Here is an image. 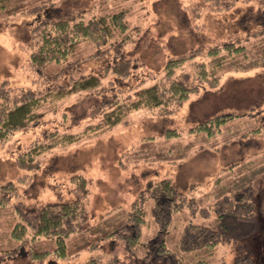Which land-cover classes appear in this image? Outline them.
I'll use <instances>...</instances> for the list:
<instances>
[{
  "label": "rangeland",
  "instance_id": "1",
  "mask_svg": "<svg viewBox=\"0 0 264 264\" xmlns=\"http://www.w3.org/2000/svg\"><path fill=\"white\" fill-rule=\"evenodd\" d=\"M40 4L38 13H26ZM74 9L84 11L86 18L123 11L127 31L136 34L138 30L134 40L120 49L136 68L130 79L113 86H109L113 75L105 76L104 94L132 96L137 88L163 80L167 60L187 58L192 53L194 58L185 61L175 77L185 76V83L198 90L171 114L135 110L127 115L126 123L92 134L85 129L98 122L91 112L96 105L94 95L76 93L47 104L36 126L16 131L0 142V202L7 198L4 205L0 203V251L17 245L9 238L13 226L21 222L17 210L32 216L47 203L76 200L81 190L74 178L82 176L88 181L87 218L80 232L66 238V260L50 256L36 264H82L91 257L98 258L99 264H167L166 257L146 260L144 256L161 228L149 207L133 259L122 233L131 232L132 203L139 192L149 181L169 178L187 200L192 196L190 186L197 187L192 193L196 204L174 214L165 235V246L176 261L236 264L238 259L249 257L248 264H264V0H7L0 9V85L41 91L67 84L71 78L103 76L105 63L114 59L113 48L98 59L76 62L72 67L50 63L39 72L30 65L31 27L41 19ZM230 42L244 49L221 53L225 62L215 74L217 86L197 80L199 63L207 73L212 69L207 50ZM95 50L94 44L83 41L69 61L83 59ZM65 64L67 68L49 83L43 74L59 72ZM228 113L238 116L215 134L190 132L197 123ZM258 126L263 129L245 135ZM167 130H176L179 135L166 137ZM55 132L84 135L41 151L34 157L37 168L27 170L17 165L19 157L35 153L32 148L48 143L47 137ZM8 182L13 183L15 192L2 187ZM247 189L253 216L238 217L237 222V217L221 220L223 207L217 209L218 198ZM221 222L227 223L226 229H220V241L211 254H187L178 248L180 233L188 224L219 230ZM54 248V240H27L18 255L0 259V264H31L30 256L26 258L29 251Z\"/></svg>",
  "mask_w": 264,
  "mask_h": 264
},
{
  "label": "trees",
  "instance_id": "2",
  "mask_svg": "<svg viewBox=\"0 0 264 264\" xmlns=\"http://www.w3.org/2000/svg\"><path fill=\"white\" fill-rule=\"evenodd\" d=\"M7 0H0V9L5 7ZM43 4L26 10V13L39 12ZM264 18V13H261ZM127 24L123 21V11L111 15H92L86 18L84 11L71 10L65 14L51 19H41L30 29V35L33 39V48L29 55V62L32 68L43 72L46 65L50 63L68 64L72 67L74 63H81L87 59H98L101 55L113 48V60L105 63L103 76L87 75L77 78H71L67 84L60 86H50L45 90L34 91L24 89H11L3 83L0 85V142L5 141L16 131L27 130L36 126L45 115V106L64 97H69L76 93H91L94 95L96 105L91 109L92 115L97 116L98 122L95 125H88L85 132L90 134L112 129L115 126L125 122L127 115L135 110L148 109L157 115H168L186 101L190 94L198 90L197 87H190L185 83L184 77L179 75L175 77L177 70L181 69L185 63L193 59V54L189 57H178L167 60L163 67V80L150 86L137 88L132 96L120 97L121 92L104 94L107 91L102 80L105 76L111 74L113 79L109 86L113 84L124 83L130 79L133 70L136 68L132 59L121 52V48L134 40L136 34L127 31ZM129 29V28H128ZM83 41H89L95 45L96 50L92 55L76 61H69L78 45ZM244 49L238 43L230 42L223 45L214 46L207 50V57L211 58V71L207 73L204 64L199 63L201 69L197 80L217 86L218 77H215L218 69H222L225 62V52L227 55L240 53ZM220 53V54H219ZM76 63V64H77ZM64 67L56 73L43 74L48 82L55 81L57 76L67 68ZM72 65V66H71ZM188 81V79H186ZM238 115L233 113L223 114L199 122L193 127L191 133H205L213 135L220 130V126L225 122L234 119ZM263 127L258 126L245 135H253L261 131ZM84 135V134H82ZM82 135L58 133L50 134L48 143H38L32 150L35 153L27 152L17 159V165L20 168L31 170L38 167L35 156L40 155L41 151L51 149L54 145L64 142L72 143ZM176 130H167L166 137L178 136ZM40 150L39 152H36ZM236 164L229 168L233 169ZM229 171L228 168H226ZM81 195L73 201L47 203L35 212L32 216H26L21 210H17L21 222L14 225L9 238L17 245L14 248L1 250L0 259L14 257L20 253V249L27 240L46 238L54 240L55 248L53 251H29L28 258L31 264L39 261L43 262L47 257L54 256L57 260H66L65 241L70 235L80 232L87 218L86 201L88 197L87 179L82 176L74 178ZM3 188L12 192L16 191L12 182L2 185ZM196 185L190 186V196L187 200L186 195L179 193L171 179L163 178L158 181H149L146 187L139 192L135 201L132 203V223L130 231H123L125 236L126 250L131 255V259L138 251V242L141 238V228L146 225L145 216L147 207H149L154 222H158L161 228L157 231V237L154 243L149 242L144 256L146 260L166 257L167 264L173 261L180 264L171 255L170 250L165 246V235L171 225L174 214L179 210L196 204L197 197L192 193ZM232 195L225 194L218 198L217 209L223 207L222 215L224 217L250 218L253 216V202L250 199L249 189L245 191H233ZM7 198L1 200L4 205ZM220 211V210H218ZM31 216V217H30ZM226 222H221L219 230L210 225L188 224L180 233L178 248L180 251L191 254L200 251H207L211 254L220 241V229H226ZM237 225V224H236ZM126 227V226H125ZM124 227V228H125ZM112 233L110 236H112ZM137 243V245H136ZM249 257L241 258L236 264H248ZM199 262H203L201 259ZM82 264H99V259L91 257Z\"/></svg>",
  "mask_w": 264,
  "mask_h": 264
}]
</instances>
